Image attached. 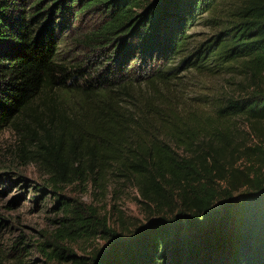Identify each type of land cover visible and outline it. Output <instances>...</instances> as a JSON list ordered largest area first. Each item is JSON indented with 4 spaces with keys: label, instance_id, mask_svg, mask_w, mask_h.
I'll return each instance as SVG.
<instances>
[{
    "label": "trees",
    "instance_id": "obj_1",
    "mask_svg": "<svg viewBox=\"0 0 264 264\" xmlns=\"http://www.w3.org/2000/svg\"><path fill=\"white\" fill-rule=\"evenodd\" d=\"M219 3L0 0V130L12 125L23 138L37 134L34 152L46 161L54 185L85 165L102 176L114 168L149 200L165 196L164 189L179 194L171 214L127 233L105 218L98 223L80 215L81 235L98 232L99 224L108 243L81 256L55 243L51 258L76 264H264V182L240 191L226 186L220 194L191 179L201 168L176 149L191 148L216 129L213 117L207 124L186 120L176 92L184 70L239 68L252 90L228 96L214 113L264 120V0H239L222 37L192 46L191 27ZM91 11L97 17L85 25ZM42 97L56 115L44 127L49 145L29 119L36 118Z\"/></svg>",
    "mask_w": 264,
    "mask_h": 264
},
{
    "label": "rangeland",
    "instance_id": "obj_2",
    "mask_svg": "<svg viewBox=\"0 0 264 264\" xmlns=\"http://www.w3.org/2000/svg\"><path fill=\"white\" fill-rule=\"evenodd\" d=\"M238 1L220 0L217 9L198 19L190 29L192 46L222 37ZM96 14L91 11L84 17L85 25ZM176 87L186 120L207 124L213 117L216 127L214 134L203 135L193 147H176L180 157L192 158L201 168V174L191 179L206 182L220 194L226 186L240 191L263 183L264 120L245 115L219 119L214 113L216 104L228 96L247 95L253 87L250 79L237 67L215 72L192 68L181 73ZM42 99L35 105L36 118L29 119L34 133L49 145L44 127H51L56 115ZM22 134L12 125L0 130V264H76L47 253L56 243L78 256L89 255L108 243L99 224L98 232L81 235L78 216L98 223L105 218L127 233L171 214L180 202L178 190L164 189L165 196L155 201L145 198L134 180L113 172L114 168L102 176L83 165L68 180L54 185L44 170L46 161L34 152L39 148L37 134L26 138Z\"/></svg>",
    "mask_w": 264,
    "mask_h": 264
}]
</instances>
